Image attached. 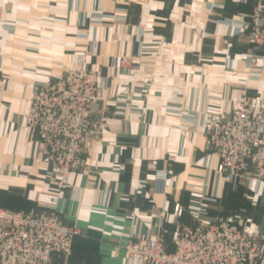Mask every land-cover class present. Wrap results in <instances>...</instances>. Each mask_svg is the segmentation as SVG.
I'll use <instances>...</instances> for the list:
<instances>
[{"label":"crops","instance_id":"0c3cea01","mask_svg":"<svg viewBox=\"0 0 264 264\" xmlns=\"http://www.w3.org/2000/svg\"><path fill=\"white\" fill-rule=\"evenodd\" d=\"M259 2L0 0V207L62 211L81 231L62 264H146L127 260L128 242L171 247L178 227L219 217L264 234V177L258 189L226 183L203 127L243 96L264 107V51L252 61L248 42ZM82 57L107 88L85 165L59 191L27 113L34 86Z\"/></svg>","mask_w":264,"mask_h":264},{"label":"built area","instance_id":"2783aa9c","mask_svg":"<svg viewBox=\"0 0 264 264\" xmlns=\"http://www.w3.org/2000/svg\"><path fill=\"white\" fill-rule=\"evenodd\" d=\"M248 42L254 61L264 51V2L251 15ZM82 67L34 87L28 125L42 137L40 152L57 174L59 191L69 186L71 174L85 165L88 135L100 122L95 106L104 99L107 81ZM119 64L129 68L131 61ZM207 148L219 156L218 174L228 184L245 183L258 189L264 177V107L243 96L231 112L204 124ZM165 182L167 174L158 177ZM57 203V199H53ZM176 216L183 214L180 205ZM56 208L13 211L0 207V264H62L81 231L65 223ZM171 247L163 237L130 241L124 249L129 262L146 264H264V234L239 226L233 218L201 220L195 227H178ZM172 248V249H171Z\"/></svg>","mask_w":264,"mask_h":264},{"label":"rangeland","instance_id":"374dc122","mask_svg":"<svg viewBox=\"0 0 264 264\" xmlns=\"http://www.w3.org/2000/svg\"><path fill=\"white\" fill-rule=\"evenodd\" d=\"M82 65H83V63L80 61V63H79V65L77 66V67H75V68H80V67H82ZM123 67V66H122ZM72 69H74V68H72ZM71 70V69H70ZM69 71V70H68ZM67 73V72H66ZM65 73V74H66ZM64 74V75H65ZM62 77V76H61ZM57 79V78H56ZM6 80H7V77L3 74V66H2V61H0V86L4 83V82H6ZM38 84H36L35 86H37ZM34 86V87H35ZM33 90H34V88H33ZM33 90H32V92H31V96H30V104H31V98H32V93H33ZM30 109V108H29ZM29 112V111H28ZM28 114V113H27ZM97 117V116H96ZM97 119L99 120V122H101V119H99L98 117H97Z\"/></svg>","mask_w":264,"mask_h":264}]
</instances>
